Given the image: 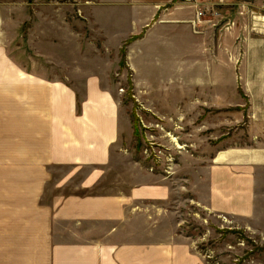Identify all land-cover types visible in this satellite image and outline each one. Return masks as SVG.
I'll return each instance as SVG.
<instances>
[{
    "label": "crops",
    "instance_id": "crops-1",
    "mask_svg": "<svg viewBox=\"0 0 264 264\" xmlns=\"http://www.w3.org/2000/svg\"><path fill=\"white\" fill-rule=\"evenodd\" d=\"M167 2L123 4L131 10L126 34L144 29L129 47L133 85L145 89L148 108L163 121L194 120L204 109L215 111L210 119L214 128L219 119L245 121L241 140L235 137L238 127L235 133L221 132L219 140L215 131L210 155L183 160L179 169L199 206L253 219L264 209V21L241 34L244 55L235 66L227 60L234 29L220 31L216 24L219 17L225 24L234 22L239 9L214 11L198 29L191 24L193 9L182 3L159 12L158 5ZM253 16L247 15L252 21ZM159 28L169 34L190 33L196 41L193 51L183 48V57L158 68L157 77L166 76L161 94L149 86V58L139 49L147 39L162 38ZM187 54L193 57L189 64L184 63ZM135 55H140V65L134 63ZM186 70L195 73L186 76ZM29 71L36 74L19 69V87L25 91L18 97L28 146L18 150L17 159H2L0 164L33 170L0 175V264H207L193 241L164 220L170 178L139 171L137 162L120 158L125 151L117 144L122 135L119 102L109 90L105 70L86 66L77 85L81 92L69 75ZM238 85L244 97L233 96ZM171 89L176 93L172 97ZM128 130L125 126V133ZM114 166H126L129 172L107 181L104 173ZM54 167L69 168L73 174L55 180L49 174ZM80 170L85 172L73 182ZM74 183L73 190H65ZM51 184L50 196L43 201Z\"/></svg>",
    "mask_w": 264,
    "mask_h": 264
},
{
    "label": "rangeland",
    "instance_id": "rangeland-1",
    "mask_svg": "<svg viewBox=\"0 0 264 264\" xmlns=\"http://www.w3.org/2000/svg\"><path fill=\"white\" fill-rule=\"evenodd\" d=\"M168 1L158 5L159 12L180 3L179 0ZM129 2L132 0H0V160L17 159L18 150L28 146L20 113L23 109L18 102V97L25 91L24 87H19V69L26 68L28 74H36L29 71L36 68L37 72L47 76L69 75L78 92L82 91L77 85L81 83L80 77L85 75L86 66L104 69L106 81L111 86L109 90L119 102L122 135L117 144L125 151L120 158L137 162L139 171H152L170 178L171 196L164 204L169 213L164 220L175 225L179 235L193 241L207 264H264V209H260L261 215L244 219L203 208L191 199L179 169L183 160L210 155L209 146L217 139L215 131L219 140L223 137L221 132L235 133V127H238L235 137L241 140L245 121L219 119L214 128L211 123L215 121L210 119L215 111L210 114L209 109H204L194 120L174 118L163 121L151 113L147 92L135 88L132 82L129 47L136 37L142 36L144 29L137 35L126 34L131 10L123 4L127 6ZM224 7L233 13L239 9L234 22L225 24L219 17L220 22L216 24L220 31L233 27L235 36L227 60L237 66L244 55L241 34L250 27L256 28L261 24L260 19L263 24L264 0H224L214 11ZM214 11L206 18H212ZM251 13L256 16L253 21L247 17ZM159 31L164 33L162 38L147 39L139 49L149 58V86L161 94L166 76L157 77L158 68L165 62L170 63L174 57H183V48L193 51L196 41L192 34L184 35L181 30L170 34L166 29L159 28ZM187 55L184 63L189 64L193 57ZM134 63L141 64L140 55H135ZM199 72L202 77L208 76L204 71ZM192 73L195 72H185L186 76ZM234 78L239 80L237 72ZM170 91L171 97L176 95L173 89ZM233 96H245L239 85L234 88ZM241 108L234 106L235 110ZM125 126L130 129L129 133H125ZM32 170L0 164V175L29 174ZM72 171L49 168L50 177L55 180ZM84 172H76L73 182H77ZM128 172L126 166H114L104 175L109 181ZM174 176L175 180H172ZM76 184H69L65 190H73ZM103 186L108 187L107 183ZM50 187L52 184L47 186L43 201L50 196Z\"/></svg>",
    "mask_w": 264,
    "mask_h": 264
},
{
    "label": "built area",
    "instance_id": "built-area-1",
    "mask_svg": "<svg viewBox=\"0 0 264 264\" xmlns=\"http://www.w3.org/2000/svg\"><path fill=\"white\" fill-rule=\"evenodd\" d=\"M180 3L193 9L194 18L191 24L198 29L201 28L202 23L209 21L206 15L212 13L216 5L223 3L224 0H179Z\"/></svg>",
    "mask_w": 264,
    "mask_h": 264
}]
</instances>
